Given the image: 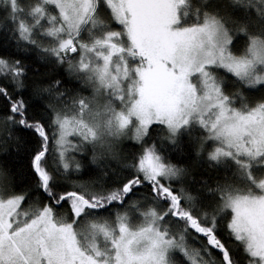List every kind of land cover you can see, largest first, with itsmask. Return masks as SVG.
<instances>
[{
    "label": "snow or ice",
    "instance_id": "6c2138e0",
    "mask_svg": "<svg viewBox=\"0 0 264 264\" xmlns=\"http://www.w3.org/2000/svg\"><path fill=\"white\" fill-rule=\"evenodd\" d=\"M0 264H264V0H0Z\"/></svg>",
    "mask_w": 264,
    "mask_h": 264
}]
</instances>
